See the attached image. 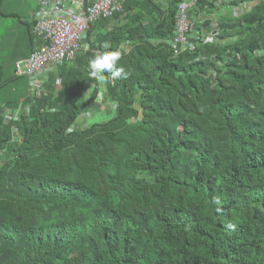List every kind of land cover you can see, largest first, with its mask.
Returning <instances> with one entry per match:
<instances>
[{"label":"trees","instance_id":"trees-1","mask_svg":"<svg viewBox=\"0 0 264 264\" xmlns=\"http://www.w3.org/2000/svg\"><path fill=\"white\" fill-rule=\"evenodd\" d=\"M253 1H201L197 29L229 41L176 57L180 1L125 0L28 117L4 125L19 100L0 105V264H264V0L231 15ZM117 50L128 78H90Z\"/></svg>","mask_w":264,"mask_h":264},{"label":"built area","instance_id":"built-area-1","mask_svg":"<svg viewBox=\"0 0 264 264\" xmlns=\"http://www.w3.org/2000/svg\"><path fill=\"white\" fill-rule=\"evenodd\" d=\"M172 1L177 0H155L163 7H167ZM178 1L174 37L164 42L172 48L174 56L177 57L187 50L194 51L199 45L211 46L217 42L222 44L229 41L218 40L216 30L207 32L197 29L198 19L209 17V14L199 9V3L207 1L212 7H217L226 1L236 0ZM124 2L125 0H38L33 34L40 41V46L29 57L14 65V76L26 77L29 81L30 102L23 99L18 101L15 108L2 106L4 125L20 122L22 118L29 116L32 104L45 94L44 86L48 75L57 72L63 63L72 62L82 50L87 49L86 36L91 25L101 19L122 14ZM125 50L128 52L127 47ZM114 79L110 76L108 84L113 85ZM59 87L58 81L56 89ZM13 131L16 133L15 128Z\"/></svg>","mask_w":264,"mask_h":264},{"label":"rangeland","instance_id":"rangeland-1","mask_svg":"<svg viewBox=\"0 0 264 264\" xmlns=\"http://www.w3.org/2000/svg\"><path fill=\"white\" fill-rule=\"evenodd\" d=\"M256 2L258 0L233 8L231 15L242 16ZM37 7L38 0H4L0 16V67L2 79L7 83L0 88V105L28 97V79L26 77L17 79L13 77V61L17 58V51L22 46L20 43L23 39H25V42L22 47H27L24 22L29 23L31 21ZM9 14H15L16 17L8 16ZM11 37H14L13 43L9 42ZM92 115L94 116V113Z\"/></svg>","mask_w":264,"mask_h":264},{"label":"clouds","instance_id":"clouds-1","mask_svg":"<svg viewBox=\"0 0 264 264\" xmlns=\"http://www.w3.org/2000/svg\"><path fill=\"white\" fill-rule=\"evenodd\" d=\"M226 7L228 8L229 6ZM103 47L105 49H108L109 44L105 42ZM121 57H122V52L117 50V51H105L100 55H97L94 58L90 59L88 62L89 77L101 83L105 82L108 79L106 73H110L111 77L113 78L127 79L129 73L125 71L124 67H117V62L121 60ZM105 107L106 106H104V108ZM88 114H89L88 117L93 116L92 112H89ZM84 117L86 116H83V118ZM211 202L213 204L219 205L221 203V200L218 197H213ZM217 211H219V209H217Z\"/></svg>","mask_w":264,"mask_h":264},{"label":"crops","instance_id":"crops-1","mask_svg":"<svg viewBox=\"0 0 264 264\" xmlns=\"http://www.w3.org/2000/svg\"><path fill=\"white\" fill-rule=\"evenodd\" d=\"M206 18H208V17H205V18H201L202 20H205ZM214 24H215V22H214ZM213 26V25H212ZM17 52H19V50L17 51ZM28 53V51L27 50H24V48L22 49V51H21V53L20 54H18L17 55V57L19 58L20 57V59L19 60H21V59H25V58H27V57H24L26 54ZM17 61V60H16ZM102 110V109H101ZM104 110V109H103ZM103 110L102 111H100V109L99 110H97L96 111V109L94 110V111H90V112H92V113H94V114H98V113H101V112H103ZM95 111H96V113H95ZM89 113V112H88ZM88 113H86L87 115H86V117H82V118H80V120H79V122H81V121H83L84 119H86L87 118V116H89V114Z\"/></svg>","mask_w":264,"mask_h":264}]
</instances>
